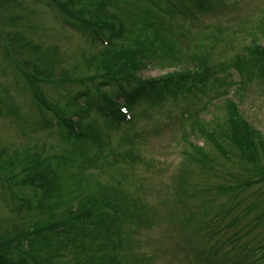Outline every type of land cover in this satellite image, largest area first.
<instances>
[{"label":"rangeland","instance_id":"obj_1","mask_svg":"<svg viewBox=\"0 0 264 264\" xmlns=\"http://www.w3.org/2000/svg\"><path fill=\"white\" fill-rule=\"evenodd\" d=\"M222 1L230 4L233 0ZM59 2L65 3V0ZM99 2L103 5L109 3L104 14H118L124 17L127 23L132 22L136 15L135 0H87L86 13L99 19V15L94 14ZM42 3V0H0V151L5 152V156H2L4 159L0 160V166L5 165L7 159L11 158L18 163L29 154L38 160L59 156L63 148L68 147L63 140L61 141L60 129L56 126L57 120L50 112H41L30 95L21 89L23 83L19 76L16 77L15 68L8 60L13 47L19 48L18 43L12 42L17 40L16 36L11 38L13 33H23L32 43L39 44L44 54H50V59L44 60L50 67L55 68V72L60 73L57 78L59 86L55 87L53 83H49L42 85L41 91L49 103L61 104L54 105L56 113L74 118L63 111V108L71 110L64 107L65 99L86 91L89 82L79 84L77 81L93 75V73L86 75L84 70L89 55L87 50H90L86 38L81 33L63 27L59 21L61 18L59 14L57 16L54 9H48L42 6ZM71 5L78 10L76 0ZM213 13L210 16L197 17L199 20L190 18L180 20L174 28L184 25L183 33L189 37L200 36L201 45L206 37L216 35L217 29L220 28L223 37L222 47L217 48L213 61L231 66L236 57L245 53L243 47L247 46L249 35L244 33L247 29L254 30L257 22L264 16V0H240L236 10L221 9ZM30 25L35 26V29H29ZM141 28L142 26H136L133 30L137 32ZM139 36L133 34L129 37L128 48L121 51V60L124 59L123 54L128 52H134L136 55L145 53L144 42ZM182 38L186 47L185 55L192 57L194 61H198L203 52L207 51ZM258 42L264 47V40L260 39ZM81 53L85 56L83 60ZM115 56L118 57V54ZM112 57L114 56L111 55V59ZM178 57L184 60L183 56ZM35 58L44 61L40 55ZM148 60L145 61V70L139 74L143 79L161 78L182 68L177 65L159 67L160 58L154 56H150ZM163 63L167 65V62ZM65 71L72 75L71 79ZM216 78L219 79L212 80L204 87L205 89L203 88L202 94L205 96L195 95L197 97L195 100L175 97L166 100L164 104L147 105L144 102H135L131 108L132 121L120 124L117 132L121 133V136L133 132L137 134L132 139L133 146L137 149L135 154L144 158L145 162L135 160L130 166L124 167L128 162L122 160L121 153L129 146L127 143L120 146V140L116 139L119 138V134L116 135L114 130L110 133L112 139L109 147L96 150L89 145H81L83 149H66L73 159L87 167L84 173L92 176L89 177V182L86 181L87 185H82L84 188L77 186L79 190L87 192L89 185L92 188L96 185L94 181L97 179L101 184L113 186L112 188L119 192L111 191L106 196L96 198L101 204L111 202L117 206L123 205L121 209L124 215V230L130 233L124 244L125 251L121 252V248L107 247L103 261L111 264H199L196 256L201 257L202 250V253L216 254L219 256L217 261L225 264H230L236 254H241L244 264H264V181L243 189H235L238 180L253 181L258 176L253 172L245 175L234 164L232 156L224 160L215 156L212 149L206 146L207 151L216 160L214 176H205L198 166L186 164L189 171L184 176L185 185L182 187L185 196L180 194L181 206L176 204L179 200L177 192H180V187L174 186L173 181L182 166L181 151L188 149L181 140L182 128L178 121L179 113L185 105L190 106V109L199 108V118L207 122L222 119L225 117L223 101L206 104L207 96L212 98L232 92L234 94H231V97L239 106L240 113L264 138V81L254 77L242 83L238 74L231 68L226 70V73L217 74ZM112 91V88L106 91V96L112 94ZM5 102L14 103L19 109L14 106L12 111H8ZM77 104L81 106L84 102L79 99ZM46 120L50 124L45 125ZM82 121L83 125L102 127L98 116L92 110ZM184 130L189 132L187 125ZM197 142L202 144L204 141L198 137ZM61 147L62 149H59ZM262 160L264 165V157ZM104 161L113 162L114 165L108 169L101 165ZM122 167L124 172L120 174ZM110 175L118 178V185H115V181L109 180ZM18 180L20 179L15 178V181L10 182L11 188H7V191L0 189V234L11 231L14 225H25L29 222L28 214L20 213L18 210L23 198L19 196L31 197L32 190L20 184L16 185ZM221 187L224 189L218 190ZM228 187H233L234 190L226 192ZM121 190L124 193H121ZM136 193L138 196L135 198ZM137 202L139 208L134 211L132 205ZM65 206L73 211L79 207L77 201L67 203ZM177 207L182 209L176 212ZM54 212L55 218L67 215L63 206ZM261 212L263 216L258 219ZM186 216L194 218L190 232L200 231L204 234L210 227L220 234L222 242L229 240L232 242L215 246V240L220 241V238L214 237L209 240L206 235L201 242L198 240L197 246L192 250L189 233L182 229L180 223ZM30 218H33L31 221L35 220L33 216ZM231 244L240 247L233 250Z\"/></svg>","mask_w":264,"mask_h":264},{"label":"trees","instance_id":"obj_2","mask_svg":"<svg viewBox=\"0 0 264 264\" xmlns=\"http://www.w3.org/2000/svg\"><path fill=\"white\" fill-rule=\"evenodd\" d=\"M38 1V0H37ZM42 6L48 9H54L63 27L71 31L81 33L89 44L90 50H87L88 57L85 61L84 70L86 75L93 73L92 76L80 78L77 82L83 83L85 81L92 82L91 87L104 84L108 89H113L118 94V98H122L125 106L131 110L134 100L136 103L144 102L147 105L164 104L166 100L177 97L192 99L197 98L195 95L205 96L202 94L204 87L209 81L207 75L218 70L220 65H208V70L203 67H196L194 74H190L188 66L175 75H167L164 78L152 80H140L136 76V72L141 66L140 62L132 60L135 57L134 52L123 54L124 59L121 60L117 57L116 62H112L111 55L120 54L121 51H126L128 48L127 41L131 34H138L143 37L144 45L151 50L153 40L159 39L161 33H170L173 35H180L179 29L181 26L174 25L180 21L190 18L199 20V16H210L213 12L219 10L231 9L236 10L239 6V1L233 0L232 3H223L222 0H179L175 3L172 0H135L136 15L132 22H125L124 17L121 16V31L118 36L114 37L111 34L109 26L105 23L106 15L104 14L105 8L109 5H103L99 2L95 7V14L99 15V19L95 16V21L100 23L96 29V22L88 19L89 13H86L87 0H76L78 10L70 4L75 0H65V3L59 0H42ZM33 3H35L33 1ZM198 11V12H197ZM213 13V14H214ZM119 16L118 14H116ZM12 21V18L11 20ZM192 24V23H190ZM142 26L141 30L136 33L133 28ZM205 25H203L204 27ZM29 29H35V26H28ZM107 30L108 47L100 49L96 48V31ZM110 32V34L108 33ZM135 31V33H132ZM8 33V32H7ZM5 34L7 37L8 34ZM131 33V34H130ZM221 34V29H217V34ZM256 40H264V16L260 18L254 27V30L247 29L244 33ZM16 36L17 40H12L13 43H18V47H13L12 54L9 57L11 66L15 68L14 73L16 77H20L23 86L22 90L27 92L35 104L40 108L41 112H50L57 120L56 126L60 129L61 141L68 145L63 148L59 156L48 158V168L45 169L40 161L34 160L32 156L24 157L15 163L12 158L7 159V163L0 166V189L7 191L11 188L10 182L17 181L16 185L20 184L32 190L31 197L21 195V205L18 207L20 213L28 214L29 222L25 225H14L11 231L0 234V264H111L102 260L107 247L121 248V252L125 251V242L130 237V233L124 230V215L122 214L123 205L117 206L114 203L106 202L101 204L97 201L98 196H106L111 191L117 192L113 186H107L94 181L96 185L92 188L89 185L88 191H81L77 188L90 181L89 174L84 173L86 166H82L79 162L71 156L66 149H83L81 145H89L93 148L102 149L101 137L99 131L102 129L83 125V117L92 110L91 103L99 111L100 118L103 119V124L107 128L113 127V121L116 120V111L114 107L105 106L100 104L99 97L96 91H92L90 86L88 89L80 92L77 95L67 97L65 99L66 108H71L67 111L68 114L74 115L81 127V135L78 137L73 136L71 131L67 130L68 126L62 122L61 116H68L66 114H58L55 112L54 105H61L59 102L49 103L41 91V86L53 83L55 87L59 86L57 78L60 73L55 72V68L50 67L44 58L50 59V54H44V50L39 44H34L31 39L24 37L21 32L13 33L11 38ZM211 38V37H209ZM163 40L157 44V51L161 54L168 50V45ZM6 44V43H5ZM46 49V48H45ZM247 56L244 60L237 59L233 66L227 65V69L234 67L239 71L238 75L240 81H250L254 77L258 80L264 81V47L256 46L254 43L247 44L243 48ZM18 51V52H17ZM90 51V52H89ZM100 51V52H99ZM28 53L30 58H28ZM42 56L44 61H39L35 58ZM82 55V60L85 58ZM15 56V57H14ZM36 59V60H35ZM185 60L176 59L175 64L183 65ZM121 67L125 70L121 72ZM205 70V71H203ZM201 71V72H200ZM65 74L71 79V74L65 71ZM206 74V75H205ZM85 75V76H86ZM205 77V78H204ZM75 83V84H78ZM104 86V87H105ZM204 88V89H203ZM206 104L211 103V97L207 96ZM85 102L84 106L77 104L78 100ZM76 102V103H75ZM225 117L222 119H215L210 122L199 118V108L188 109L181 111L178 116L182 128L181 140L187 145L188 149H183L182 166L176 175L174 186L180 187V192H177L181 199V195L185 196L182 187L185 185L184 176L189 171L186 164H193L198 166L205 176H214L216 160L207 151L209 146L214 155L228 159L232 156L234 164L238 166L245 175L253 172L260 178V180L253 181L260 183L264 181V165L262 158L264 157V143L260 141L256 131L249 125L243 116H240L237 111L227 102L223 103ZM14 103L5 105L8 111H12ZM56 106V107H57ZM19 109V106H16ZM7 111V112H8ZM7 114V113H5ZM113 119V121L109 120ZM50 124L46 120L45 125ZM116 124V123H115ZM187 125L189 132L184 130ZM137 136V135H135ZM190 137L197 139L201 137L204 141L202 145H194L190 141ZM133 137L128 140L122 138V141L127 143L129 147L121 153L122 160L128 162L125 166H130L135 162H145V159L135 154L137 150L132 143ZM71 146V147H70ZM1 149V148H0ZM59 149H62L59 148ZM5 152L0 151V160H3ZM55 159L56 166H51L50 162ZM64 166H61L60 164ZM103 166L110 169L114 163L109 161L102 162ZM149 166V165H148ZM250 166V168L248 167ZM66 170L67 172L61 170ZM250 170V171H249ZM35 171V172H34ZM249 171V172H248ZM51 173V177L49 174ZM111 178V177H110ZM110 180V179H109ZM177 180V181H176ZM112 181H114L112 179ZM252 181L238 180L235 189H243L249 186ZM119 183H115L118 185ZM87 185V184H86ZM73 186V188H71ZM233 187L226 188V192L234 190ZM224 189L223 187L218 190ZM121 193H124L121 190ZM68 195V197H65ZM137 193L135 198L137 197ZM72 201H77L78 209L73 211L70 207L67 209L66 204ZM176 201V204L181 206V203ZM139 202L132 205L133 210L137 211ZM71 205V204H70ZM69 205V206H70ZM64 208L67 215L55 218V210L59 207ZM127 209V208H124ZM182 208L177 207L176 212ZM80 212V213H79ZM207 214L205 213L204 216ZM33 216L34 221L30 218ZM262 212L259 214L258 219L262 217ZM47 217V219H41ZM194 218L188 216L181 219V227L183 230L188 231L190 238V245L192 250L201 242L206 236L209 240L214 237L220 238L215 240V246H222L230 244L232 241L222 242V237L216 231L209 227V231L202 234L200 231L190 232V227L193 225ZM207 229V227H206ZM193 237V239L191 238ZM192 240V241H191ZM197 243V244H196ZM233 250L240 246L231 244ZM88 258V259H87ZM219 256L216 254L209 255L202 253L201 257L196 256V260L204 264H225L218 262ZM88 260L95 261L96 263L89 262ZM230 264H244L241 254H236Z\"/></svg>","mask_w":264,"mask_h":264}]
</instances>
